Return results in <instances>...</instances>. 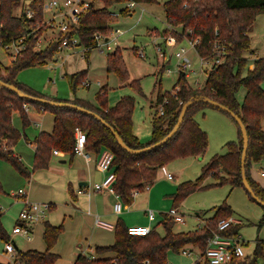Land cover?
<instances>
[{"label":"trees","instance_id":"16d2710c","mask_svg":"<svg viewBox=\"0 0 264 264\" xmlns=\"http://www.w3.org/2000/svg\"><path fill=\"white\" fill-rule=\"evenodd\" d=\"M43 0H0V46L9 44L12 40L23 34L29 33L37 25L41 33L46 26L42 25L44 12L40 7ZM130 0H90L87 9L79 15L77 25H71L65 35L59 33L42 49H35L33 34L26 36L23 41L24 48L10 66L0 62V81L13 85L23 93L32 97L48 99L60 103H71L87 109L98 115L102 121L109 124L120 136L123 142L132 149H140L161 140L177 121L181 106L190 99L208 97L222 104L236 114L242 121L248 137V146L245 158V177L253 194L264 202V188L250 175L252 163L264 158V89L260 81L264 77V57L251 61L253 68H248L245 76L241 70L247 59L244 53L250 48L249 30L256 16L264 14V0H164L162 7L166 23L172 26L181 25L182 35H189L192 29L193 36L200 38L195 49L199 56L211 58L215 54L214 44L218 42L224 46L223 60L211 67L207 72L205 82L200 87L189 85L185 75L180 73L174 84L179 89L175 94L171 92H157L154 108L150 118L152 128L151 138L147 142H140L132 132L131 116L134 100L130 96H122L113 105H108L107 88L101 86L96 93V102L91 103L80 98L61 99L47 96L17 79L19 71L26 67L46 64L52 60L59 51L64 37L78 39L77 45L84 48L96 46V35L107 38L111 31L110 20L114 14L109 8L116 3H127ZM139 3H156L157 0H135ZM100 2L101 7H95ZM19 13L16 14L17 9ZM26 9L32 10V17H25ZM127 6L120 9L123 15L129 14ZM158 34H173L165 28ZM178 41L182 35H176ZM87 58V57H86ZM107 72H114L121 81L127 80V70L121 52L118 48L108 53ZM87 69H82L69 75V84L72 91L83 85L87 79ZM132 88L139 90L138 80H132ZM241 86H245L246 94L240 104L235 93ZM167 99L163 103V99ZM23 103L33 107L38 112L48 111L53 114V130L51 133L40 132L34 139L33 169L46 168L50 162L53 150L62 151L71 157L74 151V129L81 128L86 133L85 151L97 152L101 148L109 149L113 155L112 167L115 174L113 183L114 193L125 204H131L134 191H143L146 185L151 184L157 171L177 158L201 155L207 147V135L194 119V113L211 105L203 102H194L186 111L181 125L175 134L163 145L139 154H130L117 143L113 133L101 120L89 113H84L72 107L49 105L39 101L25 100L13 90L0 85V160L10 163L20 174L28 177L30 171L24 167L12 146L19 140L21 132L12 124V115L17 112L22 121V127L29 125V117ZM162 106L163 113L158 112ZM238 128V139L225 143L226 152L214 154L202 166L200 174L194 180H186L177 185L172 193V207H177L190 193L207 187L203 180L212 176L216 182L210 184L221 185L228 183L231 187H243L241 179V152L242 135ZM246 191V190H245ZM0 183V193H2ZM248 197L254 200L246 191ZM264 210V207H262ZM213 214L207 218L201 228L186 232L173 231V218L164 213L160 221L163 232L155 228L144 236L131 235L121 219L114 226V243L107 247H96V251H112L114 257L94 259L90 256L79 254L73 264H169L167 251H180L190 245L202 252L207 244V239L215 231L219 220L232 214L231 207L223 201L213 207ZM3 212L0 208V218ZM264 215L258 224L261 226ZM241 224L228 226L223 233L226 235L238 234ZM63 227L52 226L44 222L43 240L46 243L44 251L29 249L16 250L13 264H54L58 256L50 250L56 242L57 236ZM0 238L5 242L9 235L4 230L0 221ZM264 256V241L255 240L252 256L235 262L231 260L225 264H257ZM0 264H3L0 262ZM209 264V263H204Z\"/></svg>","mask_w":264,"mask_h":264},{"label":"rangeland","instance_id":"374dc122","mask_svg":"<svg viewBox=\"0 0 264 264\" xmlns=\"http://www.w3.org/2000/svg\"><path fill=\"white\" fill-rule=\"evenodd\" d=\"M163 1L157 0L156 3H150L149 5H147L148 3H137L133 8H129L131 12L127 15L120 13V8L125 7L126 3L113 4L109 9L114 14V17L110 20L111 31L108 36L109 42L101 48L97 46L92 49L89 54V60L81 58L82 46L77 48L75 53H68V55L60 53L59 50L54 58L46 64L26 67L19 71L17 79L47 96H51V93L55 94L58 91L63 99L68 96H71L70 98L72 99L84 97L85 100L91 103L96 102V93L100 88L97 81L100 80L102 85L107 88L108 105L114 102L116 103L122 96H130L133 98L134 107L131 116L132 129L138 136L137 138H139L138 140L140 142H147L151 138L152 128L150 118L154 110L152 105L150 106V100H156L158 90L161 93L173 91L176 79L180 74L176 69V60L173 58L175 47H166L162 72H159V68L157 67L160 59L155 53L154 39L156 41V38L151 33L161 31L166 27L165 13L162 7ZM19 10L18 8L15 13L18 14ZM48 15L46 13L47 17ZM49 33L51 34L52 32ZM248 33L251 41L249 50L244 53L247 62L241 70L242 76L247 74L251 59L255 60L256 57H264V14H258L256 16ZM49 37L50 35L45 38V42H49ZM156 42L162 43V46H164L160 38H157ZM143 47L145 57H140L137 54V50ZM116 48L120 50L125 63L128 76L126 81H121L116 73L106 71V56ZM189 57L192 63L191 69L195 70L196 74H186L185 79L193 87L197 86L196 82L202 86L206 79L205 70H209L211 64L205 65L204 71H201L198 67V57L196 54L190 52ZM0 58L4 59L5 62L8 61V58L10 60V57H8L4 48L1 46ZM88 61L90 63L88 77L91 79V82L89 85H86L84 83L88 81L85 80L83 85L78 86L75 91H72L68 80L69 75L78 70L86 69ZM167 69H170V72ZM99 77L101 79H97ZM132 80H138L139 90L130 86L129 83ZM260 86L264 89V77L260 81ZM245 94V86H241L236 91L235 97L240 104L243 102ZM14 116L16 117V114ZM194 119L207 135L205 153L198 157H183L171 161L165 165V168L174 174L172 181L166 182V185L161 188L162 185L160 182H157L162 173L159 169L154 182H152L155 186L153 192L149 191L150 185H152L149 184L148 188L138 193L142 196L149 192L154 193L156 190L159 191L157 192L159 195H156L157 202L152 206V209L156 210L158 214V219L155 225L151 226V228H155L159 232L163 231L160 221L164 216V213H160L159 211L165 212L166 200L168 203L167 208L172 205V193L176 191V185L183 181L194 179L212 155L226 152L224 145L227 141L238 139L237 124L227 113L218 108L205 106L194 113ZM262 127L264 128V121ZM261 164L264 168V162ZM257 167L254 169L258 170L259 167ZM257 173L258 175L256 174L255 176L258 177L261 185L262 183L264 184V178L259 176V170ZM215 182L216 180L212 176L206 177L202 184L208 185L207 187L188 194L181 201L178 210L184 217V223L174 222L173 230L176 232L195 230L198 225H202L203 219L213 214L212 209L214 206L226 201L233 211L232 216L240 220L239 235L246 242V245H243L245 256H252L256 238H264V221L258 227L264 215V210L261 205L248 197L244 188L231 187L228 183L210 186V184ZM163 190H167L168 193H160ZM131 204L129 207L132 206ZM1 222L6 233L10 234L13 226L10 217L7 216ZM15 240L18 249L21 250L25 249L29 241L19 235L15 237ZM4 244L5 241L0 238V250L3 249ZM169 252L175 256L179 255L173 261L169 260L167 256L169 264H197L196 261L200 259V251L198 249H193L190 251V254L174 250H169ZM6 256L8 257L9 255ZM7 259L6 257L0 256V262L2 263H7ZM10 264H13V258ZM199 264L204 263L201 262Z\"/></svg>","mask_w":264,"mask_h":264},{"label":"crops","instance_id":"0c3cea01","mask_svg":"<svg viewBox=\"0 0 264 264\" xmlns=\"http://www.w3.org/2000/svg\"><path fill=\"white\" fill-rule=\"evenodd\" d=\"M23 1L25 3H28L31 0ZM101 5L102 4L100 2L95 3V7H101ZM60 9L62 8L59 7L57 9H53V12L59 11ZM46 13L49 14L48 17L46 16ZM51 15L52 12H45L44 18L47 19ZM49 32L52 33L50 34ZM151 34H153L157 41V36H160V34H158V31H154ZM48 35H50L49 41H52L57 37L58 32L55 29L45 28V30L43 31L44 40ZM108 39L109 38L104 39L105 44L109 42ZM156 41L154 39V42ZM45 43L47 44L48 42ZM103 45L104 44H102V46ZM102 46H100V48ZM79 47L81 46H78L76 44L71 49L61 48L60 53H63L64 55H68V53H75V50ZM95 47L96 46L89 48L81 47V58L87 57L86 59L89 60V54ZM135 49H137V47H135ZM4 51L9 57L8 52L6 50ZM100 51L102 52V50ZM256 59L258 58L256 57ZM251 61H253V59H251ZM0 62L4 66H10L12 63L9 58L7 62H5L4 59L0 58ZM87 64L88 65L86 69L89 70V61ZM157 67L159 68L158 71L162 72V65L159 64ZM249 68H253V63H250ZM204 69L205 68H203L202 71H204ZM207 72L208 70H205L206 76ZM88 73L86 80L88 81L87 84L89 85L91 79L88 77ZM97 79H101V77ZM97 83L99 84V87L103 86L100 80L97 81ZM50 95L51 97H58L63 99L58 91H56L55 94L51 93ZM68 97L70 98L71 96ZM80 99L85 100L84 97H80ZM114 103L110 105H113ZM154 103V100H150V106ZM26 112L28 114L30 123L24 128L22 127V123L20 121L18 113L14 112L12 115L13 126L21 132L19 140L12 146V149L14 155H16L24 165V167L30 171L29 176L26 177L20 174L10 163L0 160V183L3 190V193H0V208L3 212L0 221H3L4 218L9 216L14 226L17 221V215L19 211L25 207V201L48 202L50 204V209L46 214L45 220L32 225V236L25 246L26 250L34 249L37 251H44L46 249V244L42 237L44 232V222L46 221L52 226L61 225L63 227L62 232L58 234L56 242L50 250L52 253L58 256L54 264H73L79 254L87 255L94 259L114 257V252H99L96 251V247H107L113 245L114 226L118 219H121L126 227L131 225H145L151 227L155 225V222L158 219V214L156 210L152 209V206L157 202L156 195H159L157 193L159 191L156 190V192L150 193L153 192V189L155 188L154 184L151 183L152 185H150L149 188L150 192L146 193L145 195L140 196L138 194V191V193L133 196L131 207H129L130 204H125L115 193H110L107 190H95L94 185L101 182L107 174L106 172L100 171L96 167V160L99 151H85L87 157L79 153H74L71 157H69L68 154L56 150L57 153H52L50 162L46 168L33 169V141L40 132H52L54 116L48 111L38 112L33 107H30V109L28 108ZM14 114H16V117L14 116ZM133 134L138 137L135 132H133ZM205 151L202 154H204ZM262 162H264V158L259 162L252 163L250 166L251 177L260 185L261 183L258 177L255 175H258V170L260 171L261 169H264L261 164ZM256 166L259 167L258 170L254 169L256 168ZM171 174L173 176L172 179H167L163 172L160 174V179L157 182H160V184L162 185L161 188L166 185V182L172 181L174 179V174ZM177 185L175 187V190L177 188ZM262 185L261 186L264 188L263 183ZM19 189H23L25 191V194L18 195L17 191ZM160 193L165 194L168 193V191L163 190ZM117 201L121 202V208L119 211L114 210V204ZM165 203V212L159 211L160 213H168L172 210H175L177 213H179L178 206L180 204L177 207H172L171 205L169 208H167V200ZM148 210L153 211L152 220L147 217ZM97 221L105 222L107 223V225H99ZM206 221L207 218L203 219L202 225H198L197 228H201L202 226H204ZM177 223H184V221ZM7 234L9 235V237H11V233ZM16 236L18 235H13L11 239L14 242L16 250H21L18 249V246L16 244ZM19 236L23 237L22 235ZM258 239L264 241V238ZM25 249H22L21 251H24ZM182 249H188L192 251L193 249L197 248L188 245L183 247ZM6 255L9 254L4 252L3 247V249L0 250V256L6 257V259L8 258L7 263L3 264H10V262H12V257H7ZM167 256L169 257V260L173 261V259L177 258L179 255L175 256L174 254L167 251ZM245 257L249 258L251 256L247 255ZM196 263L199 264L200 261H196Z\"/></svg>","mask_w":264,"mask_h":264},{"label":"built area","instance_id":"2783aa9c","mask_svg":"<svg viewBox=\"0 0 264 264\" xmlns=\"http://www.w3.org/2000/svg\"><path fill=\"white\" fill-rule=\"evenodd\" d=\"M90 0H43L40 4L43 12H52V15L43 20L42 25H45L46 28L57 30L58 34L61 33L65 35L69 32V27L71 25H77L79 15L84 12ZM137 3L135 0H130L126 3V6L129 8H133ZM61 7L59 11L53 12V9H57ZM32 10L26 9L25 17L30 19L32 17ZM167 29H169L173 34L168 35H160L157 38H160L162 43L155 42V53L157 57L160 59V65H162V69L164 68V58L166 55V47L171 46L175 47L173 51V58L176 60V69L186 74H196L195 70L191 69L192 63L189 57L190 52H194L198 57V67L202 71L205 68V65L211 64V67L219 64L223 60L224 56V46L220 45L218 42L214 44L215 54L211 58H203L199 56L196 52V45L199 43L200 38L197 36H193L192 29H189L187 33L189 35H182L180 30L181 25L172 26L167 24ZM40 28V24L37 25L34 29H32L29 33L23 34L20 37L12 40L9 44H5L2 46L4 50L9 52V57L11 62H13L20 51L24 48L23 41L26 36L32 35L35 39V49H42L45 45V40L43 37V32L38 33L37 30ZM118 31V30H116ZM174 34L182 35L180 41L176 39ZM108 38V37H107ZM106 38V39H107ZM96 39V47L102 46L105 44L104 39L100 35L95 36ZM78 42V39L74 36L70 40L66 37L63 38L60 48H73ZM184 43V44H183ZM137 54L140 57H145L144 47L138 48ZM210 67V68H211ZM170 72V69H167ZM209 71V70H208ZM87 85V83H84ZM196 87H200L196 82ZM179 89L178 86L174 87L172 94H175ZM167 99H163V103H166ZM23 107L25 110H28V105L23 103ZM158 112L160 114L163 113L162 106L158 107ZM74 151L75 153L83 154L87 157L85 153L84 147L86 142V133L81 128L76 127L74 129ZM53 153H57L56 150ZM114 155L107 148H101L99 150L96 167L100 171L106 172L105 178L94 185L95 190H107L110 193H114L113 183L115 182V174L112 167ZM160 170L164 173L167 179H172V174L168 172L165 166H162ZM260 177L264 178V169L259 171ZM148 188V185L145 186ZM80 192V191H79ZM138 191H134L133 194H137ZM18 195H24L25 191L23 189H19L17 191ZM119 197V196H118ZM121 208V202L117 201L114 204V210L119 211ZM50 209V204L48 202H27L25 201V207L19 211L17 216V221L11 229V237L13 235H22L25 239L29 240L31 235V227L33 224L44 221L46 214ZM168 214L173 218L174 222H183L184 217L181 213H177L175 210L168 212ZM147 217L152 220L153 219V211L148 210ZM99 225L106 226L107 223L102 221H97ZM240 224V220L234 218L232 215L227 218L221 219L218 221L216 225L215 231L212 232V235L207 239V244L205 249L200 252V263H209V264H225L234 260L235 262L243 260L245 258V253L243 249V245H246V242L241 239V236L238 234L235 235H226L223 231L230 225ZM151 230L150 226L145 225H131L127 227V232L131 235L136 236H144L148 234ZM11 237L4 244V252L9 254L12 258L16 254V248L14 246V242ZM182 253L190 254V250L181 249ZM257 264H264V256L261 260L257 262Z\"/></svg>","mask_w":264,"mask_h":264},{"label":"water","instance_id":"95a60500","mask_svg":"<svg viewBox=\"0 0 264 264\" xmlns=\"http://www.w3.org/2000/svg\"><path fill=\"white\" fill-rule=\"evenodd\" d=\"M0 85L1 86H5L11 90H13L15 93H17V95L25 100H31V101H39L42 103H47L49 105H54V106H62V107H72L75 109H78L84 113H89L92 114L93 116H95L96 118H98L99 120H101V118L96 115L93 112L88 111L87 109H84L80 106L71 104V103H60V102H55V101H51L48 99H43V98H37V97H32L28 94L23 93L21 90L17 89L16 87H14L13 85L10 84H6L2 81H0ZM194 102H203L205 104L211 105L215 108H218L220 110H222L223 112L227 113L234 121L235 123L238 125L240 131H241V135H242V152H241V160H240V166H241V179H242V184L244 189L251 195V197L254 199V201H256L259 205H261L262 207H264V202H262L259 198H257L254 194L252 189L250 188L246 177H245V158H246V151H247V146H248V137H247V132L246 129L241 121V119L234 114L233 112H231L228 108H226L225 106H223L222 104L214 101L213 99H210L208 97H198V98H194V99H190L188 101H186L185 103L182 104L178 118L176 123L174 124V126L172 127V129L159 141H157L156 143H153L149 146L140 148V149H132L130 147H128L123 140L120 138V136L117 134V132L114 131V129L107 124L106 122L102 121V123L108 127L110 129V131L113 133L117 143L119 144V146L124 149L125 151H127L130 154H139V153H143L152 149H155L161 145H163L169 138H171L175 132L178 130L179 126L182 123V120L185 116V113L187 111V109L194 103Z\"/></svg>","mask_w":264,"mask_h":264}]
</instances>
